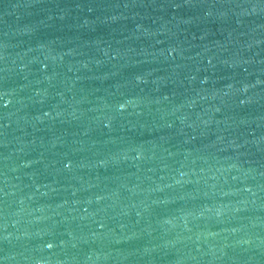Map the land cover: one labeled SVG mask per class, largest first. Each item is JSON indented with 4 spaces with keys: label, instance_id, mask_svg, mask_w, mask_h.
Segmentation results:
<instances>
[{
    "label": "water",
    "instance_id": "1",
    "mask_svg": "<svg viewBox=\"0 0 264 264\" xmlns=\"http://www.w3.org/2000/svg\"><path fill=\"white\" fill-rule=\"evenodd\" d=\"M0 264H264V0H0Z\"/></svg>",
    "mask_w": 264,
    "mask_h": 264
}]
</instances>
